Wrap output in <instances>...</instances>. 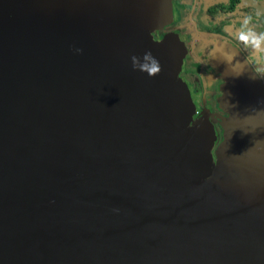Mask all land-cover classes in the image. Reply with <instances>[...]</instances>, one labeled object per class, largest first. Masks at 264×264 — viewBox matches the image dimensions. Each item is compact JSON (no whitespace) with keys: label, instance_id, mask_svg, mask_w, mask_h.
I'll return each instance as SVG.
<instances>
[{"label":"water","instance_id":"1","mask_svg":"<svg viewBox=\"0 0 264 264\" xmlns=\"http://www.w3.org/2000/svg\"><path fill=\"white\" fill-rule=\"evenodd\" d=\"M173 21V0H0V264H264V76L213 41L214 157ZM149 50L155 77L131 65Z\"/></svg>","mask_w":264,"mask_h":264},{"label":"flooded vegetation","instance_id":"2","mask_svg":"<svg viewBox=\"0 0 264 264\" xmlns=\"http://www.w3.org/2000/svg\"><path fill=\"white\" fill-rule=\"evenodd\" d=\"M195 4L197 7L192 8ZM173 6L174 21L155 32L159 38L170 32L179 33L188 43L189 55L184 58L179 76L189 87L192 100L198 103L195 118L206 115L212 122L217 147L224 139L221 116L227 113L219 107L223 79L219 68L212 64L209 51L214 40L230 41L263 77L264 51L246 45L240 35L248 29L264 33V0H173ZM191 18L197 20V27Z\"/></svg>","mask_w":264,"mask_h":264},{"label":"clouds","instance_id":"3","mask_svg":"<svg viewBox=\"0 0 264 264\" xmlns=\"http://www.w3.org/2000/svg\"><path fill=\"white\" fill-rule=\"evenodd\" d=\"M240 39L246 45H249L256 50L264 51V33H256L252 29H248L247 32L241 33ZM74 51L78 54L83 53L82 48H75ZM130 59L134 71L146 73L150 77H155L162 72L160 61L150 50L144 52L142 57L132 55Z\"/></svg>","mask_w":264,"mask_h":264},{"label":"rangeland","instance_id":"4","mask_svg":"<svg viewBox=\"0 0 264 264\" xmlns=\"http://www.w3.org/2000/svg\"><path fill=\"white\" fill-rule=\"evenodd\" d=\"M182 4H184V3H182ZM181 15V14H180ZM178 16H179V14H178ZM178 16H177V18H178ZM181 20H182V18H181ZM184 43H185V41H184ZM187 55H189V53H188V43L186 42L185 43V57L187 56ZM184 57V58H185ZM197 108H198V103L196 102V101H194V100H192L191 101V103H190V111L192 112V113H195L196 111H197ZM226 117V116H225ZM223 121V120H222ZM222 123V122H221ZM216 133V132H215ZM223 141V140H222ZM215 150H216V147L214 146L213 147V156L215 157Z\"/></svg>","mask_w":264,"mask_h":264}]
</instances>
